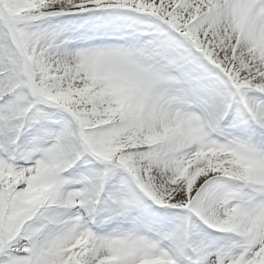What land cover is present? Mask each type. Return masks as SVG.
I'll list each match as a JSON object with an SVG mask.
<instances>
[{
  "label": "snow or ice",
  "instance_id": "obj_1",
  "mask_svg": "<svg viewBox=\"0 0 264 264\" xmlns=\"http://www.w3.org/2000/svg\"><path fill=\"white\" fill-rule=\"evenodd\" d=\"M0 264H264V0H0Z\"/></svg>",
  "mask_w": 264,
  "mask_h": 264
}]
</instances>
